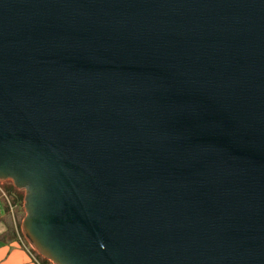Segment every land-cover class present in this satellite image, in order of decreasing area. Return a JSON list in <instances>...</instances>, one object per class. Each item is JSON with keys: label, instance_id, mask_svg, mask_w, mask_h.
<instances>
[{"label": "water", "instance_id": "95a60500", "mask_svg": "<svg viewBox=\"0 0 264 264\" xmlns=\"http://www.w3.org/2000/svg\"><path fill=\"white\" fill-rule=\"evenodd\" d=\"M51 264H264V0H0V182Z\"/></svg>", "mask_w": 264, "mask_h": 264}, {"label": "built area", "instance_id": "2783aa9c", "mask_svg": "<svg viewBox=\"0 0 264 264\" xmlns=\"http://www.w3.org/2000/svg\"><path fill=\"white\" fill-rule=\"evenodd\" d=\"M0 198L2 200V204H0V215H2L4 218H8L9 221H11V227L13 228V231L16 234V237L20 243V245L25 249V251L30 255L32 260L39 264L38 261L35 259L32 248L28 245V243L25 241L24 237L21 233V219L22 217L20 209L23 210V204L22 206L19 205L17 201H13L10 195L7 194V192L3 189V187L0 184ZM24 213V212H23ZM32 250V251H31ZM34 252V251H33Z\"/></svg>", "mask_w": 264, "mask_h": 264}, {"label": "crops", "instance_id": "0c3cea01", "mask_svg": "<svg viewBox=\"0 0 264 264\" xmlns=\"http://www.w3.org/2000/svg\"><path fill=\"white\" fill-rule=\"evenodd\" d=\"M0 204L2 200L0 198ZM8 218H4L0 215V237L4 234L6 227L5 223ZM0 239V264H36L25 249L20 245L17 239L15 240Z\"/></svg>", "mask_w": 264, "mask_h": 264}, {"label": "trees", "instance_id": "16d2710c", "mask_svg": "<svg viewBox=\"0 0 264 264\" xmlns=\"http://www.w3.org/2000/svg\"><path fill=\"white\" fill-rule=\"evenodd\" d=\"M8 195L12 198L13 201H17L19 205L22 206L23 204V194L21 192L16 191L12 185L9 184L7 189H4ZM21 214L23 216V210L20 209ZM6 230L4 234L0 237V239L5 240L4 238L8 240H15L17 239L15 232L13 231V228L6 222L5 223ZM18 240V239H17ZM32 251V250H31ZM33 255L35 259L38 261L39 264H51L50 262L43 260L40 258L35 252H33Z\"/></svg>", "mask_w": 264, "mask_h": 264}, {"label": "rangeland", "instance_id": "374dc122", "mask_svg": "<svg viewBox=\"0 0 264 264\" xmlns=\"http://www.w3.org/2000/svg\"><path fill=\"white\" fill-rule=\"evenodd\" d=\"M0 184H1V186L3 187V189H7L8 188V186H9V184L10 185H12L11 184V182L10 181H5V182H0ZM16 191H18V190H16ZM18 192H21L22 194H23V192L22 191H18ZM20 219H21V221H20V224L22 223V220H23V218H24V213H23V216L21 217H19ZM7 223L11 226V221H9V219H8V221H7ZM2 223H0V227H2Z\"/></svg>", "mask_w": 264, "mask_h": 264}]
</instances>
